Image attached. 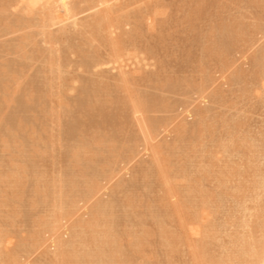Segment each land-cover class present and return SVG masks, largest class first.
I'll return each instance as SVG.
<instances>
[{
	"label": "rangeland",
	"instance_id": "374dc122",
	"mask_svg": "<svg viewBox=\"0 0 264 264\" xmlns=\"http://www.w3.org/2000/svg\"><path fill=\"white\" fill-rule=\"evenodd\" d=\"M72 1L77 2L78 0ZM2 7L0 6V118L3 125H8V130L14 133L13 138L16 140V143H11L9 139L10 147L6 149L0 143V179L2 181H0V231L4 229L3 232L6 236L7 230L11 233L12 236L8 234L10 237L7 236L9 238L7 241L13 239L14 243L17 240H19L17 242H22L21 237H26L30 229L32 231L35 228L34 226L31 228L32 221L43 210H47L43 208L45 206H42L41 201L38 202L37 200V195L43 192L45 184L51 186L53 182L59 183V186H57L61 190L64 188L62 190L63 195L66 196L64 198L68 197L66 194H69V192L73 194H70L69 197L75 195L76 199L71 197L73 198L71 200L75 199L77 204L75 201L72 202L79 208V205H83L86 201L84 199V203L80 202V197L83 201V194L86 193L82 191L87 190V186L93 181V184L98 185V189H100V191L95 190L99 192L97 197H100L99 199L107 205H103L106 207V212L105 210L101 212L102 208L99 207L98 203L100 200L95 196L94 200L96 202L93 199L91 200L96 203V206L98 203V212L101 209L99 213L96 212V206L94 208L90 207L94 203H90V199L87 202V204H91L89 207L86 204L83 205L88 210L85 208L83 212L81 209L84 207L81 206V209H79L82 212H80L76 207H72L74 204L69 200L70 204L68 201L70 198H67L66 202L68 201V205L72 206L70 208V205L69 207L67 205L66 211L70 208L69 212L73 214L74 209H76V213H74L76 215L73 214V217L69 212L67 213L68 220L73 218L72 224L70 221L68 223L71 224V227L73 225L74 230L72 233H74L84 224L90 226L91 223L89 222L93 218V215H90L92 212H89L90 208H93V212L98 213V217L107 216L104 213L111 214L109 215L110 219L107 217L109 220L106 217V219L102 218L101 220L98 218L101 223L104 219L107 221L108 226L106 222L102 223V226L105 224L108 229L106 230L103 226L104 229L100 230L101 225L96 229L100 228V232L103 230L109 232L108 239L112 245H110L111 243L108 245L113 247H110L111 250H109L110 248L106 249V251L118 249L114 264H188L192 259V254L194 256L195 248L196 246L198 248L199 239L201 238L200 235L198 236L200 230L193 232L198 230L199 227V225L194 227L193 224L197 221L195 215H197L199 208L205 212L206 219H213L216 225L213 231L218 237L220 236L219 238L215 237V239L220 240L217 239L218 242L216 241V243L206 241L208 252L212 257L214 256L215 262L225 264L226 258L224 255L226 254L225 252L221 253L218 245L223 244L226 246V243L229 245L231 243H229L230 240H227L229 237L223 233H226L229 229L231 230L236 225V229L233 228L231 232L236 231L237 228L238 230L241 229L238 227L239 223L237 221L242 214L240 205L247 202L248 205L244 203L242 209L246 208L245 204L250 206L249 199L251 201L250 197L255 194L253 190L256 181H258V176L264 172V64L258 63L260 59L257 58L259 52L264 51V0L109 1L104 7H111L110 9L113 10L121 8V10L123 9L121 14L123 13L128 18L130 25L126 26L124 31H128L130 37L126 38V41L124 40L122 47L124 51L131 55L139 54L136 55L139 58L133 56L134 59L131 56L129 58L127 55L126 59L123 58L124 53H121V57H112L110 53L108 54L106 46L98 47L95 43L91 45L87 36L82 37L77 34H62L63 36H59L61 37L60 42L53 45L52 50H50L45 42L46 38L41 34V29L55 32L57 26L48 28L49 23L45 21L44 17L29 10L27 0L16 2L14 6L6 11H2ZM100 9L101 7L95 8L77 16L76 20L87 18V15H91L90 18H92V15H96ZM16 19H23L24 23L22 22L23 24H19V26L13 24L17 21ZM68 27H70V23L65 26V28ZM230 37H232L231 40ZM239 37H241V41ZM236 39L239 42H236ZM231 41L235 44H232ZM224 43L233 45V47H230L228 55L221 53ZM94 49L97 51L94 53L96 55L95 60L93 59ZM211 49L212 51H208ZM108 51L110 50L108 49ZM141 58L144 59L143 62ZM135 59H138L137 62L140 60L141 62L136 63ZM101 61L107 63L105 62V65L101 63V66H98L100 64L97 63ZM133 61L134 65L136 63L138 67L133 65ZM144 64H147V66L145 67ZM136 67L141 69H138V74L135 71L137 70ZM131 71H135L137 75ZM128 73H130L131 78H133V74L136 75L135 79L128 80V77H130L127 75ZM123 75L127 77L128 82H125V76L121 77L122 82L127 85L121 83V79H118ZM3 84L6 87L5 90ZM126 86H129L127 87L129 91H126ZM123 87H125L124 90H122ZM125 91L128 95H133L136 104L139 101L140 105L143 106L141 107L144 112L141 114L144 113L146 117L148 116L154 121L153 124L159 132L158 139L163 141L162 147L160 146L162 151H160L164 156L166 155L165 159L168 167L163 163L162 166L165 165L166 170L170 169L168 170L170 173L163 170V172H167L164 176L168 174L165 176V178H168L167 181H173V179H169V174L177 179L180 175L183 176L182 178H186L183 179L184 183L178 182L176 178V180L174 179L175 182H169L171 185H179V188L174 185V187H170L171 185L165 184L168 182L164 183L161 180L164 183L161 184L164 185L162 188L166 185V188H163L164 190L169 187L173 188L171 197L175 194L174 188L177 194L179 192V196L174 195L175 200L172 198V202L178 201L179 206L181 202L184 203L183 208L185 210L181 209V206H175L176 202L173 207L180 209H174L171 206L167 207L174 210L166 208L161 202L160 197L162 194L160 192L162 193L163 189L160 186V180L157 181L158 178H154V172H151L159 169L156 166H161L160 161L164 160L159 155L160 151L156 154L160 144L157 143L158 149L156 148L157 151L155 149L156 153L154 154L159 155L160 158L156 159L157 156L154 157L155 159L151 158L150 156L154 151H151L153 153L149 151L151 154L148 155L149 153L144 146V144L146 145L144 143L146 139L144 140L145 137H142V135H145L142 133H148L149 131H145L141 127L142 125L139 126L138 121L141 120L136 119L137 116L141 115L142 109L139 112L137 111V114L133 113V110L131 111V108L135 109L136 104L134 102L133 107L132 102L129 103L132 98L127 95L129 98L126 99ZM199 111L202 113L205 111L203 114L207 119L205 120L206 128L200 137L195 138L196 136H194L192 138L196 142L193 147H190L192 143L188 142L187 146L190 150L183 149L180 142L177 141L178 133L176 130L167 127L164 131L163 125L169 118L175 116L183 119L184 128L189 132L190 124H195L203 117V114L200 115ZM134 114L136 115L135 118L133 117ZM16 121L19 122L18 125L15 124ZM139 127L142 128L139 130L140 132L138 131ZM150 127L151 129L154 128L151 125ZM146 129L148 130V128ZM141 130L144 132H141ZM79 137L87 144L89 143L88 150L90 152L86 148L82 149L80 147V152L84 155L77 154L79 145H81L76 139ZM188 137L190 138L189 135ZM75 147L78 148L74 149ZM83 147L87 146L83 145ZM225 147L226 153L223 151ZM72 156H76L80 160L76 158V161H74ZM150 158L155 161L154 163L151 161L152 166L155 167L154 170V167L151 166V169L149 167ZM252 163L260 164L259 169L261 172L254 173L253 169H250L253 167ZM13 164L15 165L13 166ZM232 166L234 168H230ZM15 168L17 171L22 172L17 187L13 186L14 182L11 180L5 181L3 179V176L9 173L10 170L16 172ZM165 168L162 167V169ZM162 169L157 173L160 174ZM222 169L223 171H221ZM231 169L233 171H230ZM219 172L223 173L224 178L219 176ZM106 175H109V178L113 175V178L109 179L110 183L105 178ZM182 178L179 180L182 181ZM61 181L64 183L63 188L62 185L60 187ZM67 181L71 182L68 187L65 186L68 183ZM111 181H113L112 185ZM84 182L90 184L84 185ZM72 184L79 186V189L78 187L76 189L74 185L72 188ZM191 185H196L195 189L199 193L196 194V197L185 195L187 198H184L185 188ZM35 186L40 187L36 189L38 190L37 195L33 192ZM65 187H67L66 190ZM91 187L92 185L89 186V191L94 188ZM70 188H75V192L83 189L80 191L82 194L71 192L72 189ZM57 189L54 188L57 193L61 194V190ZM91 191V194L98 193ZM79 193L80 196L77 195ZM34 194L35 198L33 200H36V203L30 200ZM40 196L39 199L42 200L43 197ZM78 196L80 203L77 200ZM176 197L181 200H177ZM248 197L249 199H247ZM46 198L52 199L50 194ZM179 201L181 202L179 203ZM32 203L39 204L38 208L36 206V209H31L30 205ZM170 209L172 211L176 210L177 213L172 214L173 212ZM45 212L46 217L49 212ZM77 212H79L78 216ZM100 213L103 215H100ZM180 213L182 217L179 222L177 218H180ZM58 214L60 213L58 212ZM88 214L91 217L89 222L87 221ZM97 215H94L93 220H97L95 218ZM42 217L40 215L39 218ZM79 217L80 219H76ZM173 217L177 223H180V228L183 224L189 223L191 225L190 220L192 219L193 226L183 225V229L181 228L187 233L188 241L184 240L182 235L185 233L180 232L179 223H174ZM82 218L87 219L83 220L87 223L82 221L78 222L81 226H79L80 224L79 227L74 226L77 223L73 220L80 221ZM183 218L186 219H184L185 221L190 218L189 222L186 223ZM42 220L36 218V221L33 222L37 226L36 223L39 222L40 224ZM47 220L50 221V219ZM232 221L236 222L233 227L231 226ZM233 222L232 225L235 224ZM224 224H227L228 230L226 227L225 229L221 227ZM184 226H187L186 229ZM39 227L41 228L40 225H38ZM42 227L44 229V226ZM88 227H83L86 230L85 232L83 229L84 236L88 233L87 237L91 233L90 230L93 229L89 227L90 229L87 232ZM96 229L92 230L90 236L99 233V230L97 232ZM143 229L145 230L143 231ZM38 230L33 232L38 234V238L40 237L39 240H41V234L39 236ZM238 230L237 232H243V230ZM77 231L80 232L81 230ZM173 232L180 235L181 240L186 241L187 244L182 241V247H180L176 246L175 243L171 245L163 243L162 235H170ZM192 232L195 233V237ZM76 234L78 233L72 234V236H76ZM90 236L88 239L94 238V236ZM25 237H22L24 242L29 240L30 244L31 242L35 244V241H31L32 238ZM87 237H84L86 242ZM14 239L16 240L14 241ZM43 241H38L39 245L37 243L35 249L38 250L40 246H42L41 249L44 248ZM17 242L14 245L10 241L11 246H20L21 242L19 244ZM89 242L88 240L87 244ZM94 242L97 243L95 240ZM92 243L90 242V244ZM27 244L29 243L27 242ZM22 246L25 248L27 245L24 247L23 244ZM23 248L20 247V251H23ZM41 249L38 250L39 252L35 250L36 253L33 249L29 257L34 258L33 255L41 253L46 247L42 251ZM27 250L23 254L27 255ZM20 251H13L17 258H21L18 255L21 254ZM48 251L51 252V249L49 248ZM17 252L18 254H16ZM47 252L45 251V253ZM50 252L48 253V259L53 262L55 257L50 258L51 255L53 256V253ZM42 255L37 256L44 259L43 261L37 262L41 260L38 257V259H31V261L36 264H45V262L47 264L49 262L47 254L45 255L46 258ZM24 256L22 257L28 260V255L27 258ZM230 256L234 258L232 252ZM17 258L15 257V260ZM102 259L101 262L104 261V263L98 264L110 263L109 261L106 263L107 257L104 260ZM22 260L18 261L17 259L20 264L23 263ZM220 260L224 262L220 263ZM233 261L232 259L230 264H233ZM234 264L245 263H240L235 259Z\"/></svg>",
	"mask_w": 264,
	"mask_h": 264
},
{
	"label": "bare ground",
	"instance_id": "6f19581e",
	"mask_svg": "<svg viewBox=\"0 0 264 264\" xmlns=\"http://www.w3.org/2000/svg\"><path fill=\"white\" fill-rule=\"evenodd\" d=\"M20 1H22V0H0V6L2 7V6H4V7H2L1 9H2V11L4 10V11H6L7 9H9L11 6H14V4L16 3V2H20ZM109 1H112V0H78L77 2H73L72 0H27V2H28V8H29V10H31V11H34V12H36V14H38V15H40V16H42V17H44V19H45V21H47L48 23H49V25H48V28H51V27H54V26H57L58 28H57V30L55 31V32H50V31H47V30H43V28L41 29V34L46 38V40H45V42H46V44L48 45V49H50V50H52V46L53 45H55L56 43H58V42H60V40H61V37H59V36H61L62 34L63 35H66V34H70V35H73V34H77V35H80V36H82V37H85V36H87L88 38H89V42H90V44L92 45V43H95V44H97L98 45V47H100V46H106L110 51H108V49H107V52H108V54L110 53V56H112V57H121L120 55H121V53H124V55L125 56H123V54H122V56H123V58L125 57V59H126V57L128 56L129 58H130V56L133 58V56H134V58L136 57V55H139V54H135V55H131V54H129L127 51H124L123 50V47H122V44H123V42H124V40L126 41V38H129L130 37V34H129V32L128 31H124V28L126 27V26H128V25H130V23H128V18H126V16H124L123 15V13L121 14V12H122V10H121V8L120 9H116V10H113V9H110L111 7H104L105 6V4L107 3V2H109ZM205 1V0H204ZM140 2V1H139ZM118 4V3H117ZM117 6V5H116ZM115 6V7H116ZM118 6H119V4H118ZM99 7H101V9L96 13V15H92V18H90V16L91 15H87L86 17L87 18H83V19H80V20H76V17L77 16H80V15H83L84 13H86V12H88V11H91V10H93V9H95V8H99ZM127 7H129V6H127ZM202 7V6H201ZM123 8V7H122ZM220 8V7H219ZM130 10V9H129ZM1 11V10H0ZM128 12V11H127ZM130 12V11H129ZM188 12V11H187ZM125 14H126V11H125ZM88 18H90V19H88ZM86 19V20H85ZM17 21H15V22H13V24H16V25H18L19 26V24L20 25H22L24 22V20L23 19H16ZM19 20H21V21H19ZM26 21H28L27 19H25ZM134 20V19H133ZM25 21V22H26ZM229 21V20H228ZM23 22V23H22ZM35 22V21H34ZM33 22V23H34ZM70 23V27H68V28H65V26L67 25V24H69ZM243 25V24H242ZM136 28V27H135ZM117 31H118V33H117ZM132 31V30H131ZM231 32H232V30H231ZM227 33H229V32H227ZM226 33V34H227ZM260 34V33H259ZM62 35V36H63ZM172 36V35H171ZM221 36V35H220ZM226 36H228V35H226ZM175 37V36H174ZM173 37V38H174ZM210 37V36H209ZM172 38V39H173ZM177 38V37H176ZM231 38L232 37H230V40H231ZM234 38V37H233ZM241 37H239V40L241 41V39H240ZM229 40V39H228ZM234 40V39H233ZM245 41V40H244ZM178 42V41H177ZM232 42V41H231ZM230 42V43H231ZM236 42H239V41H237V39H236ZM234 42H232V44H233ZM84 44V43H83ZM229 43H224L223 44V46H222V51H221V53L223 52L224 54H227L228 53V51L231 49L230 47H233V45L231 46L230 44L228 45ZM235 44V43H234ZM238 44V43H237ZM90 45V46H91ZM156 45V44H155ZM20 46V45H19ZM18 46V47H19ZM213 48V47H212ZM219 48V47H218ZM54 49V48H53ZM127 49V48H126ZM215 49V48H214ZM49 50V51H50ZM182 50V49H181ZM82 51V50H81ZM94 52H93V54L94 53H96L97 51H96V49H94L93 50ZM129 51V50H128ZM208 51H212V49L211 50H208ZM218 51V50H217ZM120 52V53H119ZM154 52V51H153ZM52 53V52H51ZM117 55V56H116ZM127 55V56H126ZM228 55V54H227ZM225 56V55H224ZM138 57V56H137ZM136 57V58H137ZM227 57V56H226ZM259 57V58H258ZM51 58H52V55H51ZM94 58H96V55L94 54V56H93V59ZM129 58H127V59H129ZM133 58V59H134ZM139 58V57H138ZM257 58H258V60L260 61V62H258V63H262V64H264L263 62H264V51H261V52H259V56H257ZM212 59V58H211ZM95 60V59H94ZM130 60H132V59H130ZM138 60V59H137ZM137 60L135 59V62L136 63H138V62H141V60H142V58H141V60L140 61H138L137 62ZM144 61V59L142 60V62ZM106 61H104V63H105ZM220 62V61H219ZM101 63H103L102 61L101 62H99V63H97V64H100V65H98V66H101ZM103 63V65H105ZM107 63V62H106ZM136 63H135V65H136ZM97 64H95V65H97ZM141 64V63H140ZM102 65V66H103ZM133 65H134V61H133ZM134 65V66H135ZM139 65V64H138ZM145 65V64H144ZM137 66V65H136ZM147 66V64L145 65V67ZM138 67V66H137ZM136 67V68H137ZM138 69L139 68H137V70H135L136 72H137V74H138ZM139 70H141V69H139ZM133 72V71H131V72H133L134 74H136V72ZM258 71V70H257ZM1 73V72H0ZM51 73H52V71H51ZM133 73H131V74H133ZM130 73H128L127 75L128 76H130L129 75ZM133 74V75H134ZM136 74V75H137ZM139 74H140V71H139ZM126 75V74H125ZM125 75H123V76H120V77H118V79H121V83H124V84H126L125 82H128V80H132V79H135V76L136 75H132V77L133 78H131V76L130 77H128L129 79L127 80V75L125 76ZM255 75V74H254ZM13 76V75H12ZM126 77V81L125 82H122V78L121 77ZM160 76V75H159ZM131 78V79H130ZM12 79V78H11ZM7 81V80H6ZM10 81V80H9ZM115 81H117V80H115ZM124 81V80H123ZM120 82H116L117 84H119ZM19 83V82H18ZM120 83V84H121ZM2 84V83H1ZM131 84V83H130ZM9 85V84H8ZM127 85V84H126ZM17 86V85H16ZM96 86V85H95ZM121 86V85H120ZM123 86H125V85H123ZM3 87H4V90L6 89V87H5V85L3 84ZM64 87V86H63ZM127 87H129V86H126V91L128 90L129 91V88L127 89ZM124 88L125 87H123V89L122 90H124ZM125 91V92H126ZM16 92V91H15ZM50 92V91H49ZM259 92V91H258ZM98 93V92H97ZM48 94V93H47ZM130 94V93H129ZM226 94V93H225ZM128 93L126 92V99H128L129 97L130 98H132L133 99V95H128ZM258 95V94H257ZM12 96H14L13 94H12ZM11 96V97H12ZM61 96V95H60ZM215 96V95H214ZM46 97V96H45ZM128 97V98H127ZM249 97V96H248ZM4 99V98H3ZM9 99V98H8ZM48 99V98H47ZM124 99V98H123ZM132 99H130L129 100V103L131 104V102H132V104L131 105H133V107H134V104H136V100H135V98L133 99V101H132ZM11 100V99H10ZM135 100V101H134ZM4 101V100H3ZM42 101H43V99H42ZM122 101V100H121ZM135 102V103H134ZM2 103V102H1ZM124 103V102H123ZM134 103V104H133ZM138 104H136L135 105V109H133V108H131V111L133 110V113L135 112V114H137V111L139 112V110L141 111V109H142V105H140V102L138 101L137 102ZM6 104V103H5ZM142 106V107H141ZM3 107V106H2ZM30 107V106H29ZM167 107V106H166ZM94 109H96V108H94ZM200 109V108H199ZM3 111V110H2ZM1 111V112H2ZM49 111V110H48ZM52 111V110H51ZM50 111V112H51ZM88 111V110H87ZM129 111V110H128ZM49 112V113H50ZM142 112H144V109H142V111L140 112V114L142 113ZM205 112V111H204ZM203 112V113H204ZM207 112V111H206ZM88 113V112H87ZM90 113H91V111H90ZM94 113V112H93ZM132 113V114H133ZM199 113H200V115L201 114H203L202 112H200L199 111ZM134 114V115H135ZM139 114V113H138ZM90 115V114H89ZM93 115V114H92ZM199 115V116H200ZM207 115V114H206ZM3 116V115H2ZM54 116V115H53ZM144 116V117H143ZM134 118L136 117V115L135 116H133ZM141 117V118H140ZM146 115L143 113V115L141 114V115H139V116H137V118L136 119H138V120H141V121H138V123H139V126H141L143 129H145V131H149L148 133H145L143 130H141V132H144V133H142V134H148L147 136H145V135H142V137L144 138V140L146 139V142H144V143H146V145L144 144V146L146 147L145 149H146V151L149 153H147L149 156H150V154L151 153H153V152H151V151H154V153L153 154H151V158L153 157V159H155L154 157H156L157 155H154L156 152H155V149L157 148L158 149V147H159V149H158V152L156 153V154H158L159 153V151L162 149V148H160V146L162 147V143H163V141L162 140H159L158 139V131H157V129L155 128V124H153L154 123V121L153 120H151V118H149L148 116V118L146 117ZM51 118H52V116H51ZM89 118V117H88ZM140 118V119H139ZM53 119V118H52ZM135 119V120H136ZM134 120V121H135ZM148 120H150V121H148ZM205 120H207L206 118H205V116H204V114H203V117H201L200 119H199V121L198 122H196L195 124H190L191 126H190V129H189V132H187L186 131V129L184 128L185 126V124H183L184 123V121H183V119H181V118H177V117H175L174 116V118L173 117H171V118H169V120L163 125V127H164V131H165V128H167V127H172V129L174 128V130H176V132L178 133V135H177V141L178 142H180V144H181V146L183 147V149H189V146H187V144H188V142L190 143H192V144H190V147H193L194 146V143H196L195 142V140L194 139H192L194 136H196L195 138H198V137H200V135L202 134V132L205 130V128H206V121ZM236 120V119H235ZM20 121V120H19ZM137 121V120H136ZM135 121V122H136ZM153 121V122H152ZM17 122V123H16ZM15 122V124H19V122L18 121H16ZM21 122V121H20ZM142 122V123H141ZM226 123H228V122H226ZM85 124V123H84ZM106 124V123H105ZM151 126H153L154 128V130L153 129H151V127H150V125ZM17 125H16V128H17ZM103 125V124H102ZM137 125V124H136ZM236 127V126H235ZM142 128H140L139 127V129H138V131L140 130V129H142ZM146 128H148V130L146 129ZM149 128H150V130H153V131H150L149 130ZM34 129V128H33ZM210 129V128H209ZM219 129V128H218ZM35 130V129H34ZM76 130V129H75ZM87 130V129H86ZM234 130V129H233ZM20 131V130H19ZM167 131V130H166ZM41 132V131H40ZM76 132V131H75ZM81 132V131H80ZM140 132V131H139ZM34 133V132H33ZM52 133V132H51ZM72 133V132H71ZM187 133V134H186ZM0 134H1V138H0V143L2 144V146L6 149V148H8V147H10V140H11V143H16V140L13 138L14 137V133H12V131H10V130H8V125H3V121H1V118H0ZM82 134V133H81ZM29 135H30V133H29ZM47 135V134H46ZM75 135V134H74ZM188 135L190 136V138L188 137ZM232 135H234V134H232ZM31 136V135H30ZM175 136V135H174ZM212 136V135H211ZM210 136V137H211ZM48 137H50V136H48ZM71 137V136H70ZM75 137V136H74ZM73 137V138H74ZM147 137V138H146ZM28 138V137H27ZM46 138H47V136H46ZM244 138V137H243ZM10 139V140H9ZM31 139H32V137H31ZM50 139V138H49ZM76 139H78V143L79 144H81V145H79V148L78 147H75L74 149H76V148H78V152H77V154H82V155H84L83 153H81L80 152V150H81V148L80 147H82V149H84V148H86L87 150H88V148H89V143L87 144V142L86 141H84L82 138H76ZM209 139V138H208ZM33 140V139H32ZM37 140V139H36ZM96 140V139H95ZM51 141V140H50ZM200 141V140H199ZM198 141V142H199ZM235 141V140H234ZM95 143H98V142H95ZM94 143V144H95ZM160 144L158 147L156 146V145H158V144ZM200 143V142H199ZM237 143V142H236ZM235 143V144H236ZM34 144V143H33ZM217 144V143H216ZM54 145V144H53ZM52 145V146H53ZM77 145V146H78ZM83 145L84 146H87V147H83ZM96 145V144H95ZM232 145H233V143H232ZM35 146V145H34ZM37 146V145H36ZM20 147V146H19ZM195 147H196V144H195ZM242 147V146H241ZM173 148V147H172ZM157 149H156V151H157ZM171 149V148H170ZM226 149V147L225 148H223V151L226 153L227 151L225 150ZM35 150V149H34ZM173 150V149H172ZM190 150V149H189ZM245 150H246V147H245ZM6 151V150H5ZM29 151V150H28ZM36 151H37V149H36ZM49 151V150H48ZM83 151V150H82ZM151 153H150V152ZM162 151V150H161ZM160 151V153H159V155H161V159H164V160H161L160 162H161V166H156V167H158L159 169H156V171L154 170L155 169V167L154 166H152V164L155 162L154 160H151V158H150V169H151V166L152 167H154L153 168V170L154 171H151V172H154L153 173V176H154V178H158V180L157 181H159L160 180V186H161V188H162V186H164V185H161L163 182H161V180L162 181H164V183L165 182H168L167 180H168V178H165V176H167V175H165L164 176V174H166L167 172H168V170H170L169 168H168V170H166L167 169V160L165 159L166 157V155L164 156L163 154H162V152ZM166 151V150H165ZM39 152V151H38ZM38 152H37V154H38ZM72 152H73V150H72ZM75 152V151H74ZM83 152H85V151H83ZM88 152H90L89 150H88ZM223 152V153H224ZM247 152V151H246ZM20 153V152H19ZM30 153V152H29ZM28 153V154H29ZM87 153V152H86ZM172 154H173V152H171ZM191 153H192V151H191ZM73 154V153H72ZM92 154H93V152H92ZM96 154V153H95ZM119 154V153H118ZM41 155V154H40ZM43 155V154H42ZM74 155V154H73ZM76 155V154H75ZM89 155V154H88ZM154 155V156H153ZM158 155V156H159ZM189 155V154H188ZM16 156V155H15ZM156 157V159L157 158H160V156L159 157ZM210 156V155H209ZM251 157V156H250ZM73 158H74V161H76L75 159L77 158L76 156H72V160H73ZM80 158V157H79ZM209 158V157H208ZM182 159V158H181ZM240 159V158H239ZM77 160H80V159H78L77 158ZM211 160V159H210ZM17 161V160H16ZM15 161V162H16ZM74 161H72L73 163H74ZM151 161L153 162L152 164H151ZM159 161V160H158ZM157 161V162H158ZM165 161V162H164ZM174 161V160H173ZM207 162V161H206ZM216 162V161H215ZM221 162V161H220ZM244 162H245V160H244ZM77 163V162H76ZM75 163V164H76ZM78 163H79V161H78ZM162 163L163 164H166V166L165 165H163L162 166ZM212 163V162H211ZM260 163V162H259ZM258 163V164H259ZM81 164V163H80ZM86 164V163H85ZM255 164V165H254ZM15 164H13V166H14ZM156 165V164H155ZM160 165V164H159ZM224 165V164H223ZM242 165H243V163H242ZM252 165H253V167H249L250 169H253V172L255 173V172H261L260 171V169H259V165H256V163H252ZM16 166H17V164H16ZM15 166V167H16ZM166 168H165V167ZM220 166V165H219ZM103 167V166H102ZM161 167V168H160ZM162 167L163 168H165V169H162ZM230 168H234V166H232V167H230ZM19 169V168H18ZM160 169H162L161 171V173L159 174V173H157V172H159L160 171ZM244 169V168H243ZM15 170H16V172L15 171H13V170H10V172L9 173H7V174H5L4 176H3V179L6 181V180H8V181H12V182H14L13 183V186H18L19 185V183H20V179H21V171L19 170V171H17V169L15 168ZM77 170V169H76ZM83 170V169H82ZM158 170V171H157ZM163 170L164 171H167L166 173L165 172H163ZM236 170V169H235ZM51 171V170H50ZM221 171H223V169L221 170ZM226 171V170H225ZM230 171H233V169H231ZM200 172V171H199ZM248 172V171H247ZM250 172V171H249ZM168 173H170V172H168ZM201 173V172H200ZM204 173V172H203ZM31 174H32V172H31ZM104 174V173H103ZM106 174V173H105ZM229 174V173H228ZM160 175H162V176H160ZM244 175H246L245 173H244ZM77 176V175H76ZM88 176V175H87ZM104 176V175H103ZM111 176V175H110ZM151 177H152V175H150ZM219 176H222L223 178H224V175H223V173H221V172H219ZM47 177V176H46ZM112 178H113V175L111 176ZM111 177L109 178V175H106L105 176V178L109 181V179L111 180ZM163 177H164V179H163ZM169 179H173V181L175 182V180L177 179L176 177H172V176H170V174H169ZM183 176L182 175H180V177H178V179H177V181L178 182H183V179H186V178H182ZM227 177V176H226ZM245 177V176H244ZM23 178V177H22ZM161 178V179H160ZM176 178V179H175ZM181 178H182V181H180L181 180ZM218 178V177H217ZM175 179V180H174ZM180 179V180H179ZM200 179V178H199ZM199 179H198V181H199ZM253 179V178H252ZM215 180V179H214ZM223 180V179H222ZM226 180V179H225ZM0 181H1V179H0ZM31 181V180H30ZM114 181V180H113ZM113 181H111V185H112V182ZM173 181L171 180H169V182H171V183H173ZM188 182H189V179L187 180ZM2 182V181H1ZM68 183H66L65 184V186L67 185V187H68V184H70L69 183V181H67ZM156 182V181H155ZM169 182L168 183H165L166 185L167 184H169ZM223 182V181H222ZM222 182H220V184H222ZM60 183H62V184H60V187H61V185H62V188L64 187L63 185H64V183H63V181H61ZM85 184L84 185H88V184H90V185H88L87 187H88V189L86 188V187H84V188H86L87 190H85L83 187V189L82 188H80V189H82V190H80V191H82V192H86V193H84L83 195H84V198H83V201H81L82 200V198L80 197V199H79V196L82 194V192H80L79 190L78 191H74L75 190V188L74 189H72L75 185L74 184H72V188H70V189H72L71 190V192H74V193H78V192H80L79 194H77V195H79L78 196V198H77V200L79 199L80 200V202H83L84 203V199L86 200L85 201V203L84 204H86V206L87 207H89L91 204V202H94L95 200V198H94V196L95 197H97V195H99V192L97 193L95 190L97 189V190H99L100 191V189H98V185H94L93 183V181L92 182H90V183H87L86 184V182H84ZM109 183H110V181H109ZM163 183V184H164ZM184 183V182H183ZM191 183V182H190ZM202 183V182H201ZM242 183V182H241ZM240 183V184H241ZM247 183V182H246ZM54 184H56L55 186H54ZM114 184V183H113ZM24 185V184H23ZM33 185V184H32ZM59 186V183L57 184V182H53V183H51V186H47L46 184L43 186V192H40L41 190H42V187H41V190L39 191L40 193H42V194H40V193H38L37 191L38 190H36V189H39L37 186H35V190L33 191L36 195H37V193H38V195H37V200H38V202H40L41 204H43L42 206H45V207H43L44 209L46 208L47 210H43L41 213H40V215L41 216H43V217H45V215H46V212L45 211H47V212H49V213H51V214H49V213H47V218L45 217V218H43V220H42V218H39L40 217V215H37V219H39V220H42L41 222L42 223H40L39 224V222H37L36 224H38V225H40L41 226V228L39 227L38 228V225L37 226H35V222H33V221H36V218H34L35 220H33L32 221V223H31V228H33L32 226H34L35 228H36V230H38V233H39V236H40V234H41V240H39L40 239V237L38 238V234H35L34 232L36 231H34V229L31 231V229H30V231L27 233V235H26V237L29 239V238H32V239H34V240H32L31 239V241H35V244L33 243L32 244V242H31V244H30V242H29V240L28 241H25L24 242V238H22V237H25V236H22L21 237V239H22V242H21V244L23 245L24 244V247L26 248V250H27V252H28V257H29V255L31 256V251L34 249V252L36 253V251H38V250H40L41 249V247L42 246H38L39 247V249L37 250V249H35V248H37L36 246L37 245H39V242L40 241H43V243H44V248L46 247V249H44V248H42V249H44L43 251H44V253H45V251L47 252V250L50 248L51 249V252L50 251H48L47 253H45V255L47 254V259H48V253L50 252L51 254L53 253V256L51 255V257L50 258H54V260L55 261H53V262H51L50 261V259H48L49 260V262H48V260H47V264H54V262H55V264H98V263H104V261L103 262H101V259H102V257H104V259H105V257H107L108 258V260L106 259V263L109 261L110 263H113L114 264V262H115V257H116V255L118 254V249L117 250H115V251H106V249L108 250V248H110V247H113V246H110V245H112V243H111V241H109V236L110 235H108L109 234V232H107L106 230L108 229V228H106L108 225V223H107V221H105V219L108 217H110L109 215H111V214H109L108 215V213H104L105 215H107V216H99L98 217V213L101 211V209H100V211L98 212V209H99V207L100 208H102V211L101 212H104V210L106 209V207L105 206H107L105 203H103L98 197H97V199H99L100 201L98 202L99 203V207H97L98 206V203H97V206H96V201L94 202V203H92L93 205H91L90 207H95L96 206V209H97V211L96 212H98V213H95V212H93L94 210H92L93 208H90L89 209V212H92L90 215L94 218V215H97V216H95V218H97V220H93V218H91L90 217V215H89V218H88V216H87V218H88V220L87 219H85V218H82L80 221H78V220H76V219H80V217L79 218H76L75 220L77 221H75V220H73V222H75V223H77V224H74V226H78L80 223H78V222H82L84 219L85 220H87L89 223H91V224H89L90 226V228L92 227L93 229L92 230H95L96 228H98L100 225V227H102L100 230H102V229H104V228H106V230H103L102 232H100V230L99 229H96V231L97 230H99V233L98 234H96V235H91L92 237L94 236V238H95V236H96V238L94 239V238H90V239H88V237L90 236V234L92 233V230H90V234L88 235V237H87V234H86V236H84L85 235V232H86V230H85V228H83V227H88V226H85V224H84V226L82 227L81 226V224L79 225V226H81V227H79V228H81V229H77V230H81L80 232H78L77 230H75L74 231V233H72V231L74 230V228H72L73 227V225H72V227L70 226L72 223V219L71 220H68L69 218H67V213L69 212V210H70V208H71V206L72 205H70L71 204V202L73 201H75V199H76V197H75V195L74 196H71V197H73V198H75L74 200H71V199H73V198H71V197H69V195L71 194L70 192H69V194L67 193L66 195L68 196L67 198H70V199H68V201L69 200H71V202H70V208H69V210H67L66 211V209H67V205H68V201L66 202V199L64 198V197H66L65 195H63V193L64 192H62V190H64V188L61 190L58 186ZM74 185V186H73ZM83 185V186H84ZM92 185V187H94V188H92L90 191L91 192H94V193H97V194H91L90 193V191H89V186H91ZM166 185H165V187H163V188H166ZM169 185H171V184H169ZM177 186V188H179V185H175V184H172L170 187H172V186ZM173 186V187H174ZM181 186V185H180ZM242 186V185H241ZM67 187H65V190H66V188ZM69 187H71L70 185H69ZM76 187V189H77V187H78V189H79V186H75ZM167 187H169V186H167ZM168 188V189H165V190H167L166 191V193H164L165 192V190L163 189H161L162 190V193L160 192V194H162V196L160 197V200H161V202H163V204H164V206L166 207V208H171V207H173L175 204V202H176V205L175 206H178V207H180L181 206V209H184L183 208V204L184 203H182L181 201H179V203L181 204L180 206H179V204H177L178 203V201H174V203L172 202V198L174 199L175 197H174V195L176 194V195H178L179 196V192H178V194H177V192H176V190H175V188H174V192H175V194L174 195H172L173 197H171V192L173 193V188L171 189V188ZM247 187H249V186H247ZM54 188L55 189H59V190H61V194H59V193H57V191L56 190H54ZM176 188V189H177ZM196 188V185H191V186H189V187H187V188H185V192H186V194H184V198H187L185 195H192V197H196V194H198L199 192L195 189ZM18 189V188H17ZM57 189V190H58ZM245 189V188H244ZM68 190H69V188H68ZM160 190V191H161ZM178 190V189H177ZM236 191H237V189H235ZM70 191V190H69ZM254 196H252V197H250L251 198V201H250V199H249V197L247 198V199H249V204H250V206H247L248 204H247V202H244V203H246L245 204V206H246V208L244 207L243 209H242V206L244 205V203H242V205H240L239 207L241 208L240 210H241V217H239L238 218V227H240L239 229L242 231L243 230V232H237V230H238V228H237V230L236 231H232L231 232V230L234 228V229H236V222H233V223H235V224H233L232 225V222H231V226L233 227L234 225H236L235 227H233L231 230L229 229V227H227V224H224V225H221V227H223L224 229H225V227L227 228V230H225V231H227L228 232V234H227V232L226 233H223V232H225V231H223L222 233L223 234H226L228 237H229V239H227V240H230L229 241V243H231L230 245L228 244V243H226L225 245L226 246H224L223 244H220V245H218V248L221 250V253H223V252H225V254L226 255H224V257L226 258V263L225 264H230V263H232V259L235 261V259H236V261L238 260V262H240V263H245V264H264V172H263V174H261L260 176H258V181H256V186H255V188H254ZM14 192V191H13ZM229 192V191H228ZM244 192V191H243ZM65 193H66V191H65ZM35 194H34V196L30 199V200H32L31 202H35L36 203V200H33L34 198H35ZM48 194H50L51 195V200L49 199V198H46L45 199V197L48 195ZM164 194V195H163ZM16 195H17V193H16ZM39 195H41L40 197H43V199L41 200V198L39 199ZM71 195H73V194H71ZM76 195V196H77ZM83 195H82V197H83ZM175 195V196H176ZM85 196H87V197H85ZM92 196V197H91ZM134 196V195H133ZM177 196V197H178ZM127 197V196H126ZM176 197V199L177 200H181L180 198H177ZM231 197V196H230ZM87 198V199H86ZM189 198V197H188ZM90 199V203H88L87 204V202H88V200ZM91 199H93L94 201H92ZM96 199V200H97ZM132 199V198H131ZM246 199V200H247ZM19 200V199H18ZM40 200V201H39ZM79 200H78V202H79ZM175 200V199H174ZM98 201V200H97ZM183 201V200H182ZM248 201V200H247ZM37 202V203H38ZM72 202V203H73ZM76 202V204H77V201H75ZM79 202V203H80ZM171 202V203H170ZM184 202V201H183ZM79 203H78V205H79ZM82 203V204H83ZM103 203V204H102ZM40 204V205H41ZM74 204V206H72V207H76V209H79L81 206L82 207H84L83 205H79V208H77L78 206L77 205H75V203H73ZM102 206H101V205ZM105 204V206H103ZM169 204V205H168ZM171 204V205H170ZM173 204V205H172ZM38 205L39 204H34V203H32L31 205H30V208L32 209V208H35L36 209V206H37V208H38ZM69 205H68V207H69ZM125 206H126V204H124ZM204 205V204H203ZM133 206V205H132ZM167 206H171V207H167ZM48 207L50 208L49 210H52V211H49L48 210ZM177 207V208H178ZM86 207H84V208H80L82 211L85 209ZM174 209H177V208H175V207H173ZM173 208H171L172 210H174ZM76 209H74L75 210V212L73 211V214L74 213H76ZM79 209V210H80ZM87 209V208H86ZM108 209H110V208H108ZM170 209V210H171ZM178 209H180V208H178ZM79 210H77V211H79ZM80 210V212H82ZM88 210V209H87ZM87 210H86V213H87ZM92 210V211H91ZM171 210V211H172ZM185 210V209H184ZM183 210V212L184 213H186L185 211ZM176 211V210H175ZM175 211H172L173 213L172 214H176L177 213V211L175 212ZM181 211V210H180ZM58 212L60 213V214H58ZM84 212V211H83ZM105 212H106V210H105ZM182 212V211H181ZM43 213V214H42ZM70 213V212H69ZM78 213L79 212H77V216H78ZM93 213H95V214H93ZM45 214V215H44ZM48 214H49V216H48ZM73 214L72 213H70V215H72V217H73ZM82 214V213H81ZM178 214H179V212H178ZM178 214H177V216H178ZM74 215H76V214H74ZM100 215H103V214H101L100 213ZM180 215H181V213H180ZM39 216V217H38ZM69 216V215H68ZM80 216V215H79ZM83 216V215H82ZM171 216H173V215H171ZM184 216V215H183ZM69 217H71V216H69ZM106 217V218H105ZM175 217V216H174ZM173 217V219L175 220V218H177V217H175L174 218ZM180 218H177V219H179V222H180V220H181V217H182V215L181 216H179ZM197 217V219H195V220H197L196 222H194L193 223V221H192V219L190 220V222H192L193 224H194V227H195V225H196V227H198V225H199V227H198V230H195V231H193V232H198L199 230H200V234H198V236L200 235V237H198V236H196V237H198V238H200L199 239V246H198V248H197V246H196V248H195V246H194V248H195V250L196 251H194V256H193V254H192V259H191V261L188 263V264H219L218 263V261L217 262H215V260H214V256L212 257L211 256V254L208 252V249H207V246H208V243H206V241H209V243H216V241H217V239L220 237H218L217 235H216V233L213 231V229L214 228H216V225H215V223L213 222V219H211V220H208V219H206V216H205V212H203L202 211V209L201 208H199L198 209V211H197V215H195V218ZM91 218V219H90ZM98 218H99V220H101L102 218H105L104 220H103V222L102 223H104V222H106V225L104 224L103 226H104V228H103V226H102V223H101V221L99 222L98 221ZM107 218V220H109ZM186 218V217H185ZM185 218H183V220L185 219ZM45 219V220H44ZM47 219H50V221H48ZM90 219V220H89ZM190 218H188V220H189ZM68 220V221H67ZM186 220V219H185ZM184 220V221H185ZM185 221L186 223L187 222H189V221ZM236 220V219H235ZM38 221V220H37ZM70 221V223L71 224H69L68 222ZM87 221H83V223L84 222H86L87 223ZM113 221V220H112ZM183 221V222H184ZM176 222V220L174 221V223ZM178 222V223H179ZM177 222H176V224H178ZM191 223V225L193 226V224ZM196 223V224H195ZM198 223V224H197ZM87 224V225H88ZM143 224H144V222H143ZM182 224V223H181ZM83 225V224H82ZM138 225V224H137ZM183 225H187L188 227H190L191 225H189V223L188 224H183ZM183 225H181V228L183 229ZM228 225H230V224H228ZM42 226H44V229H43V227ZM106 226V227H105ZM175 226H177V225H175ZM187 226H184V228L186 229V227ZM1 227V226H0ZM3 227V226H2ZM76 227H75V229H76ZM88 227V230H87V232L89 231V228ZM144 227V226H143ZM178 227V226H177ZM220 227V228H221ZM4 228V227H3ZM72 228V229H71ZM95 228V229H94ZM162 228V227H161ZM179 228H180V223H179ZM179 228H178V230H179ZM181 228H180V230H181ZM223 228H221L222 230H223ZM231 228V227H230ZM1 229V228H0ZM43 229V230H42ZM85 230V232H84V230ZM164 229V228H163ZM177 229V228H176ZM211 229H212V231H211ZM4 230V229H3ZM3 230L2 231H0V264H20V263H18V261L19 260H21V259H23L22 261H23V263L21 262V264H34L32 261H31V259L33 260V259H40L41 257H38L39 255L41 256L42 254L44 255V253H43V251H42V249H41V253H39V254H35L34 252H33V254H35V255H33L34 256V258H28V260L26 259H24L22 256H24L25 254H23V252L24 251H26L25 250V248H23V246L20 244V246H11V243H13L14 245H16V242L17 241H19V240H17V241H15L16 239H14V241H15V243L13 242V239H10V241H11V243H10V241L8 242L7 241V239H9L8 237H10V236H12L11 235V233H9V231L7 230L6 232H7V236H6V234L3 232ZM40 230H42V231H40ZM142 230V229H141ZM145 229H143V231H144ZM162 230V229H161ZM166 230V229H165ZM240 230H238V231H240ZM5 231V230H4ZM34 231V232H33ZM182 231L183 230H181L180 232L182 233ZM98 232V231H97ZM127 232V231H126ZM142 232V231H141ZM177 232V231H176ZM176 232H173V233H171L170 235H168V234H163L162 235V240L164 241L163 243H165L166 245H171L172 243H175V245L176 246H180V247H182L181 245H182V241L183 242H185V244H187V242L186 241H188V235H187V233H185V231H183V234L185 233L186 234V236H185V234L184 235H182L183 236V238H184V240H186V241H184V240H181L182 239V237L180 236V235H177V234H175ZM179 232V231H178ZM177 232V233H178ZM192 232V233H193ZM75 233H78V234H76V236H72V234H74L75 235ZM94 233H96V232H94ZM161 233V232H160ZM180 233V234H181ZM10 236H9V235ZM194 234V237H195V233H193ZM222 234V235H223ZM196 235H197V233H196ZM87 237V239L92 243V242H94V240L97 242V243H92V244H90V242L87 244V242H88V240H87V242L84 240L85 238L84 237ZM90 236V237H91ZM129 236H131V235H129ZM185 236V237H184ZM218 237L217 239H215V237ZM25 237V238H26ZM148 237H149V235H148ZM6 238V239H5ZM13 238V237H12ZM119 238V237H118ZM92 239H94V240H92ZM197 239V238H196ZM196 239H194V240H196ZM25 240H27V239H25ZM39 242H38V241ZM148 240V239H147ZM219 240V239H218ZM119 241V240H118ZM197 241V240H196ZM220 241V240H219ZM20 242H17L18 244L20 243ZM24 242V243H23ZM27 242L29 243V244H27ZM180 242H181V244H180ZM195 242V241H194ZM218 242V241H217ZM9 243V244H8ZM25 243H26V245H25ZM38 243V244H37ZM43 243H42V245H43ZM111 243V244H110ZM140 243H141V241H140ZM221 243V242H220ZM17 244V245H18ZM37 244V245H36ZM97 244V245H96ZM108 244H110V245H108ZM114 244V243H113ZM180 244V245H179ZM2 245V246H1ZM40 245H41V243H40ZM142 245H143V243H142ZM140 246V245H139ZM2 247V248H1ZM14 247V249L16 250L18 247L20 248H23L24 250L22 251H20V249L18 248V250H16V251H20L21 252V254H18V252L16 253V254H18V255H20L21 256V258H17V255H15V253L14 252H16L14 249H12ZM92 247H94L93 249H91ZM105 247H107V248H105ZM125 247V246H124ZM96 248V249H95ZM104 248H105V250H104ZM112 248H110L109 250H111ZM139 249H140V247H139ZM12 250V251H11ZM36 250V251H35ZM123 250V249H122ZM14 251V252H13ZM184 251H185V249H184ZM19 252V253H20ZM26 252V253H27ZM39 252V251H38ZM231 252L233 253V256H234V258L233 257H231L230 256V254H231ZM12 253V254H11ZM25 253V252H24ZM107 253V254H106ZM193 253V252H192ZM13 255V256H12ZM27 255H25L24 257L25 258H27ZM38 255V256H37ZM43 255H42V257H43ZM44 255V258H46V256ZM106 255V256H105ZM220 256V255H219ZM15 257L18 259V261H17V259L15 260ZM38 257V258H37ZM232 259H231V258ZM121 258V257H120ZM104 259H102V260H104ZM25 260V261H24ZM44 259H42L41 258V260L39 261H37V262H41V261H43ZM17 261V262H16ZM221 261V260H220ZM219 261V262H220ZM234 261H233V264H234ZM224 261L222 260L220 263H223ZM44 263V262H43ZM109 263V264H110ZM36 264V263H35ZM39 264H42V263H39ZM45 264H46V262H45ZM108 264V263H107Z\"/></svg>",
	"mask_w": 264,
	"mask_h": 264
}]
</instances>
